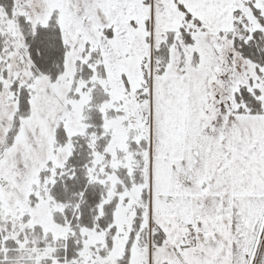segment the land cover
<instances>
[{
  "label": "snow or ice",
  "instance_id": "obj_1",
  "mask_svg": "<svg viewBox=\"0 0 264 264\" xmlns=\"http://www.w3.org/2000/svg\"><path fill=\"white\" fill-rule=\"evenodd\" d=\"M0 264H264V0H0Z\"/></svg>",
  "mask_w": 264,
  "mask_h": 264
}]
</instances>
